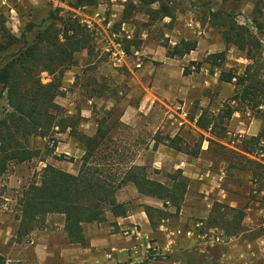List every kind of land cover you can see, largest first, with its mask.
<instances>
[{"label": "trees", "instance_id": "16d2710c", "mask_svg": "<svg viewBox=\"0 0 264 264\" xmlns=\"http://www.w3.org/2000/svg\"><path fill=\"white\" fill-rule=\"evenodd\" d=\"M156 1L144 0L146 5ZM159 1L160 8H148L147 12L153 17L161 11L163 16H172V8L167 0ZM82 2L92 4L95 0ZM257 7L253 9L249 21L244 23L227 10L209 12L213 16L211 22L224 27L226 43L245 51L251 60L243 74L221 70L220 79L232 82L236 78L237 94L232 101L257 110L264 118V44L258 35V32L264 31V25L258 20L261 9ZM139 9L138 4L129 2L124 10L123 20ZM48 20V23L44 22L41 26L29 22L22 32V38L11 34L5 20H0V53H5L0 59V98H4L8 106L0 117V180L11 163H23L35 158L46 159L45 154L51 155L54 147L47 152L36 146L35 141L46 138L54 131L66 132L79 141L84 146V154L77 174L47 164L41 171L39 180L31 182L23 190L18 200L20 215L15 233L17 241L21 242L33 231L43 228L48 215L62 214L68 242L87 247L90 244L86 234L87 224L103 221L108 212L115 216H127L136 208V204L131 201L120 202L117 199L119 189L128 183L134 184L140 195L163 202L161 208L142 205L153 227L179 214L189 187L187 177L181 169L168 172V180L164 182L154 179L147 165L130 164L123 170L114 168L111 166V156L104 154L105 150L100 151L104 141L110 139L112 125L109 118L112 112H107L105 118L97 120V132L91 136L80 129L83 116L80 113H69L57 102V97L64 94L65 70L72 65L77 52L93 49L94 33L78 17L72 14L60 16L57 9L50 10ZM21 40L22 44L13 49ZM140 44L141 40H129L125 49L130 54L132 47L138 49ZM165 46L172 56H184L196 48L197 42L182 40L175 46L168 43ZM204 61L213 67L223 68L226 51L211 53ZM192 64L199 69L201 63ZM44 71L51 76L48 82L42 80L41 73ZM189 71L185 70L186 73ZM236 109L228 106L214 116L204 111L197 125L204 129L212 125L210 131L215 134L218 125L223 127ZM167 139L168 145L179 151L194 156L200 152L202 140L196 144L195 150V146H183L178 135ZM252 139L258 143L261 140L259 136ZM62 157L67 156L63 155L61 159ZM245 209L246 205L234 207L216 201L208 217L198 221L203 224L200 229L220 225L226 233L237 234L243 230ZM194 254L201 258H192L191 263L187 264H217L215 258L207 259L196 249ZM0 264L21 262L9 261L0 254Z\"/></svg>", "mask_w": 264, "mask_h": 264}, {"label": "crops", "instance_id": "0c3cea01", "mask_svg": "<svg viewBox=\"0 0 264 264\" xmlns=\"http://www.w3.org/2000/svg\"><path fill=\"white\" fill-rule=\"evenodd\" d=\"M129 2H134L140 6V9L134 13L144 10L148 20L161 21V28L167 37L168 44L175 46L182 40H190L197 42L196 48L184 56H172L165 44L162 45L156 37L154 39L152 36L148 37L143 34L145 40L138 49L132 47L130 54L115 57L107 51V45L98 48L94 44L92 50L83 49L75 54L73 63L79 55L84 61L74 66L77 67L78 72H73L75 73L73 79L68 77L70 67L66 69L63 80L68 82L75 80V77H78L79 68L84 65L98 64L96 68L98 69L103 62H106L108 66L112 67L111 76H113L115 83L127 87L128 94L131 96L139 94L134 103H127L118 119L119 129L122 128L129 133L130 137L133 136V140L130 139V142H136V153L132 158L125 161V166L130 164L147 165L155 167L157 171L164 169L168 172L181 169L189 183L185 201L179 214L153 227L142 205L161 208L163 202L157 198L140 195L135 185L128 183L119 189L117 199L120 202L131 201L136 204V208L132 209L127 216H115L108 212L109 224L97 230L96 234L88 236L90 244L87 247L68 242L64 232V215L59 214L63 217L59 228H54L51 224V227L41 229L37 233L33 232L31 236L33 252L38 259L47 261V263L59 259L61 264H187L185 258H180L179 255L186 257L187 254L191 258L190 253L195 240L187 235H178L177 230L179 228L188 230L198 223L195 217L200 214L201 210L194 200L197 183L199 184L198 191L204 194V199H210L211 193L214 192L213 189H216L220 196L219 202L234 207L242 206L240 205L241 200L229 199L228 192L225 193L224 188L221 187V180L225 176V171L222 169L220 173L215 175L210 168L212 159L203 155L211 150L210 141L205 140L199 154L194 156L170 147L168 141H161L155 136L148 143H143L142 140L144 139L138 140L137 137L144 136L147 131H153L157 134L158 129L161 126L164 127L163 124L171 125L170 128L175 125L179 129L183 125L190 124L197 131L212 134L210 131L212 125H209L207 129L197 125L199 117L204 111H208L210 116L218 115L221 108H215L213 104L228 99L229 94H233L230 98L232 101L237 94L236 78H233L232 82L221 80V70H233L238 74H243L251 60L245 51L233 44L226 43L223 36L224 27H218L211 22L213 16L210 12L206 14L204 21H201L192 14H176L177 11L171 6L172 16H163L161 11L156 17H153L147 10L148 8H160L161 2L159 0L150 5H146L144 0H128L123 5L125 9ZM80 21L82 22V20ZM247 21L249 19H246ZM214 31L219 33L221 41L216 40ZM226 45L231 46L229 49L231 54L240 52L238 57H234L238 61L239 69H234L233 64L229 66L227 60L223 68L213 67L205 62V59L203 60L206 55L223 51L222 47ZM231 54L228 55L226 51V59L227 57L232 58ZM194 62L201 63L200 68L195 71L192 64ZM185 68L190 71L186 73ZM95 82L97 81L95 80ZM80 98L84 99L81 108L72 107ZM232 102L239 104L236 101ZM69 104L70 108L67 110L69 113H80L84 118L80 124V129L93 136L98 129L94 109L101 105L105 109L113 110L117 101L109 94V91L101 90L97 83L89 84L87 81H83L79 84L78 93L75 96H70ZM164 105L178 112L181 118H175V121L171 120L167 123L164 113L168 114L171 110H167ZM239 110L240 107L233 113L229 125L227 124L229 128L226 133L245 131L249 134L254 131L253 135H255L256 130H253L256 128L254 126V124L256 125L255 120L260 125L262 123L264 130V118L260 112L250 109L256 111L254 112L256 119L254 118V121L248 125L246 120L240 116ZM113 131L114 128L110 132ZM131 132L137 133V135H131ZM175 135L176 133H171L170 137ZM113 138L115 139V136ZM218 139L223 144H230V141L222 136ZM188 143L190 142L188 141ZM181 144L183 145V143ZM237 148L241 149L239 145ZM197 163H206L209 167L202 170L201 164ZM52 165L59 167L57 164ZM197 179L203 182L199 183ZM207 205L209 209L203 210L205 216L201 218L204 220L208 217L206 214L212 209L209 202ZM58 229L62 233V238L59 241L54 235ZM184 239H186L185 244H181L184 243L181 242ZM179 243L181 247L187 249L184 250L185 254H181L179 251L177 246ZM167 253L171 254L165 255Z\"/></svg>", "mask_w": 264, "mask_h": 264}, {"label": "rangeland", "instance_id": "374dc122", "mask_svg": "<svg viewBox=\"0 0 264 264\" xmlns=\"http://www.w3.org/2000/svg\"><path fill=\"white\" fill-rule=\"evenodd\" d=\"M82 1L83 0H0V20L1 22L5 20V24L11 34L18 38H22V32L25 30L29 22H34L38 26H41L44 22L48 23L50 21L48 20L50 10L57 9L60 16L72 14L87 24L90 27V30L94 33V44H96V47L98 48L106 45L108 41H110L109 38L106 37L107 33L111 31H122L123 26H125V29L128 32L127 34L131 35L130 39L125 36L119 37V40H121V38L123 39L124 45H127L129 40H141L142 44L145 40L143 39V34L148 37H156L162 45L168 43L167 37H165L161 28V21L153 19L148 20V18L145 17L144 10L136 12L133 16L123 20V11L125 9L123 5L128 0H95L92 4ZM167 2L177 11L176 14H192L201 21H204L206 14L210 10H227L233 12L239 21L246 22V19H250L249 17L251 16L253 9L258 6L259 9H261L258 20L264 25V0H167ZM123 23H125V25H123ZM57 27L59 28L60 24H58ZM123 32L126 34L125 31ZM214 33L216 40L221 41L219 33L216 31H214ZM258 35L264 44V31L258 32ZM21 44L22 40L20 44H16L13 49H16ZM230 47V45H226L225 47L223 46L222 49L226 50L229 55L231 54L229 51ZM238 53L240 52H233L231 54L232 58L229 59L227 57L226 59L229 62V66L233 64V68L236 70L237 68H240V66L237 65L238 61L235 60L236 56L238 57ZM4 54L5 53H0V59H2ZM206 58L207 55L203 60ZM83 61L84 59L81 55L75 59V62L69 68L70 72L68 73V77L70 79H73L75 75L73 72L77 71V67L75 68L74 66ZM97 66L98 64L84 65L79 68L80 71L77 73L78 77H75V80L68 82L64 79V94L58 96L56 100L66 110H69L70 96H75L76 93H78L79 84L83 81H87L89 84L97 83L101 87V90H104L105 92L109 91V94L117 101L113 110L105 109L101 105L94 109V117L97 120L105 118L107 112H112V115L109 118V123L112 125V128H114V131L109 133L110 139L104 141L105 145L102 144V149L100 151L102 152L105 150L104 154L111 156L110 162L113 163H111V166L123 170L125 169V161L128 158H132L136 153V142H130V139L133 140V136L130 137L127 131L122 130V128L119 129L118 119L127 103H134L135 100L138 99L139 94L137 93L136 95L134 94L131 96L128 94L127 87L124 85H117L113 76H111L112 67L108 66L106 62H103L98 69H96ZM118 70L122 71L120 69ZM193 70L195 71L196 69ZM41 77L43 82H48L51 79V76L46 71L41 73ZM95 80L97 82H95ZM232 95L233 94H229L228 99L224 101L220 100L215 102L213 104L214 107H220L221 110L228 106H234L236 108L240 107V116L242 119L246 120L245 122L248 123V125H250L251 122L254 121V118L256 119V114L254 113L256 111L230 101ZM83 101L84 99L80 98L72 107L81 108ZM164 107L167 110H171L165 105ZM7 108L6 100L0 98V117ZM170 114H173L174 116ZM164 117L167 119L165 120L167 123L171 120L175 121V118H181L175 110H171L168 114L164 113ZM230 121L231 119L226 120L223 127L218 125L215 134L197 131L190 124H187V126H180V129L175 125L170 128L171 125L163 124L164 127L161 126L158 129L157 134L153 131H147V134H144V136H138L137 139H144L142 142L148 143L151 141V138H154L155 136L160 140L168 141L167 138L171 133H176V135L181 138L180 143H183V146L184 143L187 142L186 144L191 146V148L195 146V148H193L195 150L197 149L196 144H198L200 140H202L201 146H203L205 140L210 141L211 150L203 155L212 159L210 168L215 175L220 173V170L222 169L225 171V176L221 180V187L224 188L225 193L228 192L227 195L229 196V199L241 200L240 205L244 206L248 202V192L252 188V181L254 179L260 181L264 177V164L252 157V155L260 152V141L264 140V130L262 129V123L260 125V123L255 120L254 122L256 125L254 124V126H256V128H253V130H256V133H254L255 135H253L254 131H251L249 134L245 131H232V133H226ZM134 134L137 135V133L131 132V135ZM113 136H115V139ZM221 136L230 141V144H223L220 142L218 138ZM254 136L260 137L261 140L259 143L252 139ZM188 141L190 143H188ZM35 143L36 146L45 149L47 152L54 147V151L51 155L45 154L46 159L35 158L23 163H11L8 171L0 180V254L6 257L9 261L21 262V264H61L59 259H54L50 263L38 259L33 252L31 236L33 232L37 233L41 229L51 227V224H53L54 228H59V224L62 220L61 218L63 217L59 214L48 215L43 228L33 231L29 236H26L23 241L19 242L15 235L19 223L18 217L20 215L18 200L23 190L31 182L39 180L40 173L47 164H57L59 168H64L73 174H77L81 164L82 155L84 154V146L68 133L56 131L51 132L46 138L36 139ZM238 145L241 149L237 148ZM63 155H66L67 157H62L61 159V156ZM197 164H201L200 166L202 167V170L208 169L209 167L206 163ZM149 171L154 179L164 182L168 180V171H165L164 169H159V171H157L155 167L151 166ZM197 182L201 183L203 181L197 179ZM196 188L194 200L201 211L195 218L199 221L202 216H205L203 215V210L207 211L209 209L207 205L208 202L211 204L212 208L214 203L219 201L220 196L218 195V190L213 189L214 192L211 193L210 199L206 200L204 199V194L198 191V183ZM209 212L206 214V217ZM108 224L107 215L106 219L101 222L87 224V236L96 234L97 230ZM218 228L222 229L220 225ZM54 235L56 240L59 241L62 238L61 230L58 229ZM181 242H184L181 244H185L186 239ZM177 246L181 254L186 253L184 250L187 249L183 246L181 247L180 243ZM194 248L195 247L192 246V251L190 253L192 256L194 255L193 257L190 258L187 254L185 255L186 257L181 255H179V257L183 259L185 258V261L190 263L192 258L195 260L198 257L201 258V256L194 254ZM169 254L171 253L165 255Z\"/></svg>", "mask_w": 264, "mask_h": 264}, {"label": "built area", "instance_id": "2783aa9c", "mask_svg": "<svg viewBox=\"0 0 264 264\" xmlns=\"http://www.w3.org/2000/svg\"><path fill=\"white\" fill-rule=\"evenodd\" d=\"M127 33L125 26L122 31L107 33V51L111 55L128 54L123 39L119 40L120 36L130 39ZM252 157L264 164V140L260 141V152ZM242 225L241 232L228 234L218 227L200 229L203 224L198 222L188 230L179 228L177 234L193 237L195 249L207 259L215 258L217 264H264V177L252 181Z\"/></svg>", "mask_w": 264, "mask_h": 264}]
</instances>
